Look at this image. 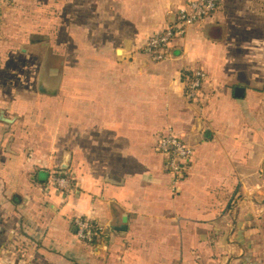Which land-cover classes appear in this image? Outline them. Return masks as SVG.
I'll return each instance as SVG.
<instances>
[{
    "label": "crops",
    "instance_id": "obj_1",
    "mask_svg": "<svg viewBox=\"0 0 264 264\" xmlns=\"http://www.w3.org/2000/svg\"><path fill=\"white\" fill-rule=\"evenodd\" d=\"M185 1L56 0L57 65L24 107L0 95V264H264V0H219L154 61L144 42ZM183 70L204 73L191 103ZM169 129L192 150L174 194ZM74 218L104 238L79 241Z\"/></svg>",
    "mask_w": 264,
    "mask_h": 264
},
{
    "label": "rangeland",
    "instance_id": "obj_2",
    "mask_svg": "<svg viewBox=\"0 0 264 264\" xmlns=\"http://www.w3.org/2000/svg\"><path fill=\"white\" fill-rule=\"evenodd\" d=\"M56 14V0L0 2V95L17 96L19 109L38 94L37 76L46 54L47 62L57 65L55 56L62 50H56ZM29 36H47L49 50L30 45Z\"/></svg>",
    "mask_w": 264,
    "mask_h": 264
},
{
    "label": "built area",
    "instance_id": "obj_3",
    "mask_svg": "<svg viewBox=\"0 0 264 264\" xmlns=\"http://www.w3.org/2000/svg\"><path fill=\"white\" fill-rule=\"evenodd\" d=\"M10 0H0L8 2ZM219 0H186L177 13L176 21L166 25L159 34L148 38L143 49L155 60L165 59L169 54V46L175 39H185L193 27H201L217 10ZM204 73L201 70H183L182 84L184 98L188 103L198 100L202 90ZM156 151L165 160V168L170 177L173 194L176 186L183 179L192 157L191 148L171 130H167L158 140ZM60 190L71 191L72 184L68 177H53L52 182ZM242 201L254 205L251 194L241 187ZM70 225L75 228L76 237L86 244H94L104 238L102 228L95 222L81 218L71 219Z\"/></svg>",
    "mask_w": 264,
    "mask_h": 264
},
{
    "label": "trees",
    "instance_id": "obj_4",
    "mask_svg": "<svg viewBox=\"0 0 264 264\" xmlns=\"http://www.w3.org/2000/svg\"><path fill=\"white\" fill-rule=\"evenodd\" d=\"M241 90H239L238 88L237 89H235V91H234V97H236V98H240V97H242L243 96V94H242V91L240 92ZM63 175V173L61 172V171H59V170H54V176L55 177H60V176H62Z\"/></svg>",
    "mask_w": 264,
    "mask_h": 264
},
{
    "label": "water",
    "instance_id": "obj_5",
    "mask_svg": "<svg viewBox=\"0 0 264 264\" xmlns=\"http://www.w3.org/2000/svg\"><path fill=\"white\" fill-rule=\"evenodd\" d=\"M122 53H123L122 50H120L119 52H117V54L120 55V56L122 55ZM40 90H43L42 85L40 86ZM46 91L48 92V94H54L55 93L53 89H49V90H46ZM61 169H64V166L63 165L61 166Z\"/></svg>",
    "mask_w": 264,
    "mask_h": 264
}]
</instances>
